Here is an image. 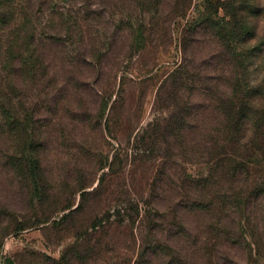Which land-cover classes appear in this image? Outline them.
Instances as JSON below:
<instances>
[{
    "label": "trees",
    "instance_id": "trees-1",
    "mask_svg": "<svg viewBox=\"0 0 264 264\" xmlns=\"http://www.w3.org/2000/svg\"><path fill=\"white\" fill-rule=\"evenodd\" d=\"M82 1L79 6L74 0H0V264L5 240L29 228L23 223L26 216L21 209L33 203L44 205L52 198L55 186L51 177L56 172L48 170L51 153L58 152L55 157L59 162L67 157L63 150L75 149L83 141L89 146V126H102L107 110L105 99L96 111L85 97L98 89L94 93L96 107L108 94L107 86H81L80 82H93L105 74L102 62L112 54L116 59L114 47L121 40L107 37L105 25L96 20L100 17L89 15L90 1ZM147 3L155 5L150 6L153 15L160 12L156 2ZM223 5L228 20L208 14L189 26L190 35L184 42L187 46L194 43L192 37L200 32L222 50L221 58L236 73L231 75L235 80L230 82V94L223 95L215 82H187L191 77L186 66H180L164 80L157 94L159 105H170L172 113L139 137L144 144H150L153 137L171 143L170 149L192 156V131L201 127L208 111L210 118L205 119L197 136L207 133V142L215 143L202 152L213 165L210 175L190 180L187 176L183 181L186 194L179 191L164 205L156 203V208L148 209L149 223L140 234L136 264H187L182 259L184 253L193 259L202 251L204 254L205 242L197 246L203 237L204 217L208 219L205 231L209 238L224 233L235 241L233 231L226 229L225 217L233 212L249 217L253 196L264 197V186L234 193L237 187L230 185V181L241 182L239 178L246 173L247 155L243 151L249 142L248 130L256 132L264 126V85L250 84L247 67L248 60L264 56V38L252 46L259 38L257 21L262 9L258 0H229ZM99 27L103 39L100 32L96 36L92 32ZM135 33L132 46L146 47L143 29ZM213 55L210 52L206 64ZM83 69L90 75L85 76ZM206 127L210 129L207 132ZM82 180L75 179L74 186L85 197L88 186ZM72 208L70 202L63 209ZM157 217L160 222H156ZM97 222L94 229L102 225L101 219ZM132 236L137 238L134 231ZM172 241L174 244L169 243ZM95 250L89 243L82 247L77 242L58 264H92Z\"/></svg>",
    "mask_w": 264,
    "mask_h": 264
},
{
    "label": "rangeland",
    "instance_id": "rangeland-1",
    "mask_svg": "<svg viewBox=\"0 0 264 264\" xmlns=\"http://www.w3.org/2000/svg\"><path fill=\"white\" fill-rule=\"evenodd\" d=\"M74 1L79 6L83 5L82 0ZM89 1V15L100 17L96 20L105 25L106 36L121 40L114 47L116 59L112 54L102 62L107 68L105 74L93 82H80L81 86L84 83L90 87L107 86L108 94L99 99L96 107L94 103L98 97L94 93L98 89L85 95L96 111L104 99L105 104L108 103L102 126H97L98 123L89 126L90 131L86 134L89 146L83 141L75 149L63 150L67 155L63 161L57 162L56 150L57 153H51L48 170L56 172L51 177L52 186H55L52 198L44 205L33 203V206L21 209L26 216L23 223L29 228L5 240L2 264H58L77 242L82 247L89 243L96 248L91 257L92 264H110L111 261L136 264L140 234L142 236L141 231L149 223L148 209L156 208V203L164 205L179 191L186 194L187 187L183 181L187 176L188 180L206 178L213 166L209 163V155L204 157L202 152L215 143L207 142V133L197 136V131L207 122L205 119L210 118L208 111L202 118L201 127L192 131V156L170 149L171 143H163L153 137L150 144H144L139 137L151 128L150 125L157 121L165 122L172 113L170 105H159L157 94L164 80L180 66L185 65L191 77L187 82H215L223 90V95L230 94V82L234 79L231 75L236 73L234 67L231 68L221 58L222 50L200 32L192 37L194 43L187 46L184 42L190 35L189 26L208 14L217 15L214 17L217 20H228L223 4L229 0H151L160 8L156 15L150 8L155 5L147 3L150 0ZM258 3L262 9L257 21L259 38L253 41L252 46L264 38V0H258ZM139 28L143 29V36L147 39L146 47L132 46L135 31ZM101 29L99 27L92 32L95 36L100 32L103 39ZM210 52L215 55L206 64ZM247 67L250 84L264 85V56L248 60ZM82 72L85 76L90 75L85 69ZM196 93L195 101L199 100ZM214 122L210 125L213 126ZM206 128V132L210 130ZM256 132H247L249 142L243 151L247 155V169L239 178L241 182L230 181V185L237 187L234 193L264 186V126ZM82 178L88 186L85 197L74 186V180ZM253 198L249 217L233 212L224 219L228 224L226 229L233 231L235 241L227 239L224 233L214 239L209 238L205 231L208 219L204 217L203 237L197 245L205 242L204 254L202 251L193 259L184 253L183 262L264 264V197ZM70 202L73 208L63 209ZM99 219L102 225L94 229ZM155 220L160 222L161 219L157 217ZM191 222L194 224L195 220L191 219ZM132 231L137 238L133 239Z\"/></svg>",
    "mask_w": 264,
    "mask_h": 264
}]
</instances>
